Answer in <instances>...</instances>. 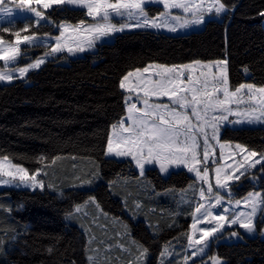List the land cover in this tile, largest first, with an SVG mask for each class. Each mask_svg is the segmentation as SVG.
<instances>
[{"label": "trees", "instance_id": "obj_1", "mask_svg": "<svg viewBox=\"0 0 264 264\" xmlns=\"http://www.w3.org/2000/svg\"><path fill=\"white\" fill-rule=\"evenodd\" d=\"M223 2L229 8L227 14L207 20L200 29L179 34L124 31L109 42L98 43L93 52L75 58L59 54V58L32 70L26 79L0 84V156H9L30 172L41 168L40 179L45 184L43 190L0 189V264H88L85 246L90 237H95L89 245L90 254L98 249L105 255L97 264H128L122 254L128 251L117 245L129 249L131 259L130 239L149 250L145 264H159L166 245L185 244L193 191L188 203H182L180 196L196 183L194 177L185 169L163 176L157 168H148L141 175L131 159L106 157V143L111 126L126 114V92L119 88V81L135 68L149 63L178 65L227 58L233 90L241 83L264 86V17L259 15L264 11V0ZM69 8L50 12L51 19L57 25L93 21L85 9ZM146 11L154 16L162 8L151 5ZM23 20H17L9 32H3L2 27L8 26L1 25L0 37L12 42L13 32L24 27ZM33 31L43 36L56 35L59 30L33 27L21 35ZM21 50L25 54L18 65L49 51L27 46ZM221 131L222 142L264 153V126H226ZM40 157H44L43 163ZM54 157L59 158L53 163ZM259 168L234 183L233 198L251 191L264 193V175ZM82 180L92 183L81 185ZM90 196L107 217L94 211L91 220L86 218L90 227L86 234L75 224L84 222L74 208L85 205ZM70 212L72 218H68ZM122 217L131 224L134 239L125 235ZM262 219L264 213H259L253 237L236 226L227 228L207 254L191 264H213V256L223 264H264ZM233 231L242 238L232 237ZM103 244L111 245L112 252L104 251Z\"/></svg>", "mask_w": 264, "mask_h": 264}, {"label": "snow or ice", "instance_id": "obj_2", "mask_svg": "<svg viewBox=\"0 0 264 264\" xmlns=\"http://www.w3.org/2000/svg\"><path fill=\"white\" fill-rule=\"evenodd\" d=\"M149 4L162 5L163 10L151 17L146 11ZM65 6H72L69 10L86 9L87 16L92 17L94 22L85 24L81 20L75 26L64 22L57 25L51 19L50 12L64 11ZM173 10H180L184 16L174 14ZM228 11L223 0H0V14L8 17L9 25L2 27L3 32H9L11 26L16 24L15 17L18 13L24 16V27L13 32L16 37L14 43L0 37V62H3L0 67V82L11 83L17 78L26 79L32 70L40 69L50 58H59V54L65 52L69 55L84 53L95 48L98 41L126 29H166L176 32L178 27L187 29L190 26H200L206 22L207 16L214 14L219 18ZM259 15L264 17V11ZM116 18L124 22L113 23ZM45 26L58 28L59 34L45 33L40 36L33 31L31 35H21L33 27L39 29ZM21 45L43 47L49 51L34 62L17 68L15 65L19 58L25 54ZM228 63V59L224 58L208 62L194 60L170 66L149 64L127 72L119 81V88L128 93L125 97L126 115L111 126L112 130L107 137L105 155L115 158L130 157L140 169L141 175L145 172V166L151 164H158L161 173H167L172 166H182L194 174L195 181L200 186L199 201L191 212L192 231L187 234L189 247L193 249L191 257L202 258L206 255L213 242L222 236L226 224H239L247 234H254L257 231V213H264V193L259 191L249 192L243 202L235 200L232 208L224 207L223 214L215 211L224 205L226 197L222 192H226L227 199L231 201L234 182L240 181L251 169L259 165V171L264 175V153H258L239 143L233 147L231 143L222 142V127L264 124V86L241 83L233 90ZM164 97L167 98V103L161 100ZM133 101H139L142 106ZM233 104L237 107L235 111L231 107ZM244 104L247 107L241 111L240 106ZM229 116H236L237 119L230 120ZM217 147L219 155L215 151ZM226 149H231L227 152V157L233 162L225 159ZM58 158L54 157L52 162ZM39 162L43 163L44 157H40ZM41 171V168H37L30 172L24 166L14 163L9 156H0V177L9 178L3 181L4 184L43 190L45 184L40 179ZM211 173H214L215 187L211 183ZM91 183L92 180L81 181V185ZM190 188L193 189L194 199L197 195L196 183L190 185ZM89 203L95 204L102 211L95 197L90 196L85 201V205ZM241 203L250 207L251 211H234ZM83 207L84 205H76L74 212L79 213ZM137 208H140L139 204ZM104 216L107 217V213ZM72 217L73 213L70 212L68 218ZM204 223H214L215 226L198 227ZM261 223H264V219ZM197 232L199 238L194 239ZM231 236L242 238L236 231ZM94 239L95 237L89 238L86 250ZM133 243L139 255L135 257V262L130 260L128 264H139L141 258L147 257L149 250ZM117 247L130 252L123 244H118ZM172 255L166 245L160 254V264H165V256ZM191 257L184 255V264H189ZM210 259L213 264H223L215 256ZM88 260L89 264H97L93 256H88ZM167 264H171V260Z\"/></svg>", "mask_w": 264, "mask_h": 264}, {"label": "rangeland", "instance_id": "obj_3", "mask_svg": "<svg viewBox=\"0 0 264 264\" xmlns=\"http://www.w3.org/2000/svg\"><path fill=\"white\" fill-rule=\"evenodd\" d=\"M151 5H155V6H159V7H161L162 8V10H163V6L162 5H157V4H149V5H147V6H151ZM11 7H14V5H10ZM69 7H72V6H69ZM42 11H43V9H41ZM85 11L87 12V10L85 9ZM173 12H174V14H176V15H180V16H184V14L180 11V10H173ZM158 14H156V15H154V16H151V17H155V16H157ZM150 16V15H149ZM90 18H92V17H90ZM187 18H191V17H187ZM212 18H217L214 14L213 15H210V16H207L206 17V21L207 20H209V19H212ZM15 19H16V21L17 20H19V19H24V16L22 15V14H17V16L15 17ZM93 19V18H92ZM118 20H120L119 18H116L115 20H113V23H118L117 21ZM94 21H92V22H85V24H92ZM124 21H122V22H120V23H123ZM64 23H67V22H64ZM68 24H71V23H68ZM77 24H79V22L78 23H76V24H71V25H73V26H75V25H77ZM1 25H7V26H9L8 25V17H6V16H4L3 14H0V26ZM15 26V25H14ZM14 26H11V27H14ZM203 25H200V26H190L189 28H187V29H180L179 27L177 28V31L176 32H169V31H167L166 29H161V30H156V31H160V32H164V33H168V34H179V33H184V32H190V31H192V30H197V29H200L201 27H202ZM133 30H135V29H133ZM125 31H131V30H128V29H126ZM59 34V31H58V33L56 34V35H58ZM116 34H118V33H116ZM116 34H114L112 37H110V38H107V39H104V40H101V41H98L97 42V44L98 43H101V42H109V41H111L112 39H113V37L116 35ZM15 39H16V37H14V39H13V43H14V41H15ZM54 42V41H53ZM96 44V45H97ZM23 46H25V45H21V48L23 47ZM95 49H96V46H95V48H93V49H90V50H87V51H85L84 53H77V54H74V55H69L67 52H65L69 57H71V58H75V57H80V56H82L83 54H85V53H87V52H93V51H95ZM39 58V57H38ZM20 59V58H19ZM37 59V58H36ZM35 59V60H36ZM51 59V58H50ZM35 60H33V61H31V62H28V63H32V62H34ZM19 61V60H18ZM204 62H208V61H204ZM28 63H26V64H24V65H18V62H17V64L15 65V67H17V68H19V67H24V66H26ZM188 63H190V62H188ZM149 64H159V63H149ZM149 64H147L146 66H148ZM184 64H187V63H184ZM2 65H3V62H0V67H2ZM166 65V64H165ZM178 65H180V64H178ZM170 66V65H169ZM4 70H7V69H4ZM133 71V70H132ZM17 79H19V78H17ZM14 80H16V79H14ZM13 80V81H14ZM12 81V82H13ZM0 84H8V82H0ZM257 87H259V86H257ZM128 95V93H126V96ZM125 96V97H126ZM244 99L247 101V97L245 96L244 97ZM161 100L164 102V103H167L168 101H167V98L166 97H164V98H161ZM125 101V100H124ZM153 101H155V98H153ZM133 102H136V103H138V105L139 106H142V105H140V102L139 101H133ZM126 107H127V104H126V101H125V109H126ZM231 107L233 108V110L235 111V110H237V107H236V105L235 104H233V105H231ZM245 107H247V104H244V105H241L240 106V110L242 111ZM126 115V114H125ZM229 119L230 120H235V119H237V117L236 116H229ZM193 123H195V118H193ZM227 126H233V127H254V126H264V124H252V125H248V124H244V125H227ZM223 128V127H222ZM232 145H233V147H234V145L235 144H237V143H231ZM231 149H226V155H225V159L226 160H228V162H233V161H231V160H229L228 159V157H227V152L228 151H230ZM216 154L217 155H219V148L217 147L216 148ZM201 155H202V151H201ZM107 157V156H106ZM110 158H115V157H110ZM115 159H117V160H123V159H126V158H115ZM128 159H131L130 157H128ZM255 159V158H254ZM134 165H135V163H134ZM259 165H257L256 166V168L258 167ZM135 167H136V165H135ZM137 168V167H136ZM148 168H157L158 170H159V172H160V169H159V165L158 164H151V165H146L145 166V170L146 169H148ZM256 168H254V169H251L250 170V172H252L253 170H255ZM179 169H185V168H183L182 166L181 167H179V168H177V167H175V166H172V167H170L169 168V171L167 172V173H161L163 176H167L171 171H176V170H179ZM137 170H138V173H140V169L139 168H137ZM186 171H187V169H185ZM188 172V171H187ZM249 172V173H250ZM145 173V172H144ZM189 173V172H188ZM141 174V173H140ZM192 177H194V179H195V176H194V174H192V173H189ZM210 178H211V183H212V185H213V187H215V179H214V173H211L210 174ZM9 178L8 177H0V189H2V188H6V187H12V188H16V187H14V186H11V185H8V184H4L3 183V181L4 180H8ZM17 183H18V181H17ZM235 183V182H234ZM196 184L198 185L197 187H196V192H197V195L195 196V198H194V200H193V210H194V208L197 206V201H199V196H198V190H199V182H196ZM190 185H192V184H190ZM190 185L184 190V191H182L181 192V195H183V196H180V200H181V202L182 203H188L189 202V196H190V194L192 193V191H193V189L192 188H190ZM20 188H24L23 186H21ZM28 189H30V190H41L40 188H36V189H32V188H28ZM232 192H233V190H232ZM251 192H257V191H251ZM259 192H262V191H259ZM263 193V192H262ZM222 195H225V197H226V199H225V201H224V205H223V207H221V208H219V209H216L215 211H217V212H219V213H221V214H223V208L224 207H228V208H232L233 207V205L235 204V200H237V199H235V198H233V195H234V192H233V195H232V198H231V201H229L228 199H227V193L226 192H222ZM248 195V193L244 196V197H242V198H239V200H241L242 202H243V200H244V198L246 197ZM97 201V200H96ZM191 202H192V200H191ZM87 206V207H86ZM85 207H86V209L87 210H85ZM93 207V209H91ZM101 209V208H100ZM234 211H240V212H249V211H251V209H250V207H245L244 206V204L243 203H241V205L240 206H238V207H236V208H234L233 209ZM89 211H92V213H90ZM96 212V214L99 216L100 214V212H102V214H103V216H104V213H106L104 210H102V211H100V210H98L97 208H96V205L95 204H91V203H89V204H87V205H84V207L82 208V210L78 213V215L80 216H82L83 215V217H81V219H82V221L84 222V224L82 225V224H79V223H75V224H77L82 230H84L85 232H86V234H88V229L87 228H90L88 225H87V221H86V218L87 219H89V220H91L92 219V216H93V212ZM125 211V210H124ZM82 212H84V213H82ZM126 212V211H125ZM259 213L260 212H258L257 213V216L259 215ZM113 215V214H112ZM227 215H229V216H231V213H228ZM117 216V215H116ZM257 216H256V219H257ZM105 217V216H104ZM117 219H120V216H117ZM192 222H193V220H192V215H191V221H190V224H189V231H188V234L189 233H191V228H190V225L192 224ZM132 224L134 225L135 223H133L132 222ZM122 226H123V228H124V230H125V235H127V237L129 236V237H131V238H133V231H132V227H131V224L126 220V219H123V217H122ZM126 226V227H125ZM204 226H215V224L213 223L212 225H207L206 223H204V224H201V225H198V227H204ZM234 226H236V227H238L246 236H248V237H253V236H255V234H256V232L254 233V234H252V235H249V234H247L246 233V231L244 230V229H242V228H240L239 227V224H236V225H231V226H228L227 224L225 225V230L227 229V228H230V227H234ZM224 230V231H225ZM223 231V232H224ZM140 234H142V232L140 233ZM199 238V233L197 232L196 233V235H195V237H194V239H198ZM134 239V238H133ZM88 240H89V238H88ZM128 244L131 246V247H133V252H132V255H133V253H134V256L130 259V257H131V255H130V252L128 251L127 253H122L123 254V258H126V260H127V263L131 260V261H133V262H135V257L136 256H138L139 255V252L137 251V248H136V245L133 243V241L130 239V240H128ZM138 244V243H137ZM103 247H104V251H106L107 253H111L112 252V249H113V247L111 246L110 248L107 246V245H102ZM107 246V247H106ZM168 246V251L169 252H171V253H173V255L171 256V257H169V256H165L164 257V260H165V264H167V261L168 260H171V263L174 261L175 262V264H184V260H183V256L184 255H189L190 257H191V252L193 251V249L191 248V247H189V242H188V239H187V236H186V238H185V244H183V246H180V247H178V246H176V245H173V244H168L167 245ZM165 247H163L162 248V250L164 249ZM88 250H89V252H88V254H86V256H87V259H88V256H93L94 257V259H96V260H103L104 259V256H103V254H102V252L101 251H94V252H92V254H90V252H91V249H90V247H88ZM161 250V251H162ZM147 258H148V255H147V257H143V258H141V261L139 262V264H145V262H146V260H147ZM201 257L200 256H196V257H191L190 258V260H189V264H191L193 261H196V260H198V259H200ZM160 260H161V256H160ZM89 261V260H88ZM88 264H89V262H88ZM159 264H160V262H159Z\"/></svg>", "mask_w": 264, "mask_h": 264}, {"label": "crops", "instance_id": "obj_4", "mask_svg": "<svg viewBox=\"0 0 264 264\" xmlns=\"http://www.w3.org/2000/svg\"><path fill=\"white\" fill-rule=\"evenodd\" d=\"M112 129H110V131H111Z\"/></svg>", "mask_w": 264, "mask_h": 264}, {"label": "bare ground", "instance_id": "obj_5", "mask_svg": "<svg viewBox=\"0 0 264 264\" xmlns=\"http://www.w3.org/2000/svg\"><path fill=\"white\" fill-rule=\"evenodd\" d=\"M241 127V126H240Z\"/></svg>", "mask_w": 264, "mask_h": 264}]
</instances>
